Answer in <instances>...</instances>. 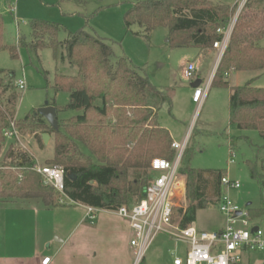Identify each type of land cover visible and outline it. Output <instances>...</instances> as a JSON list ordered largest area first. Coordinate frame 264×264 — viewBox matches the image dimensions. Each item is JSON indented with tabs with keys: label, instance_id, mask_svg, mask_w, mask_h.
Segmentation results:
<instances>
[{
	"label": "trees",
	"instance_id": "1",
	"mask_svg": "<svg viewBox=\"0 0 264 264\" xmlns=\"http://www.w3.org/2000/svg\"><path fill=\"white\" fill-rule=\"evenodd\" d=\"M236 8L237 4L212 0H139L125 12L124 23L128 28L139 26L145 36L164 27L172 47L193 46L208 51L221 39L218 30L234 18ZM29 26L32 41L21 45L34 50L63 48L65 56L61 59L66 57L76 68L75 74H57L55 79L57 89L69 92L68 102L56 106L57 113L72 110L75 114L58 119L56 129L36 110L17 119L19 94L13 73L0 68V150L5 143L3 132L11 121L20 134L36 129L48 133L53 155L45 163L62 168L63 189L59 192L44 184L32 170L33 157L9 144L2 155L0 151V200L39 199L44 206L53 207L66 199L104 210L136 203L155 176L150 169L152 159H172L174 154L170 133L158 120L159 109L165 104L171 107L172 91L152 84L128 58L116 57L108 43L83 27L59 41V23L33 18ZM1 33L0 16V51L5 48ZM263 39L264 0H247L234 19L210 83L230 89V124L239 130H255L262 138L264 87H254L251 82L231 86L227 75L234 71L264 72ZM9 53L16 57V48L10 47ZM34 135L42 145L40 135ZM189 159L185 149L179 173L185 177L187 205L174 208V218L181 227L192 224L198 209L218 202L222 195L223 171L193 168ZM248 166L251 177L264 185L255 166ZM261 167L264 169V162ZM249 213L264 214V208Z\"/></svg>",
	"mask_w": 264,
	"mask_h": 264
},
{
	"label": "rangeland",
	"instance_id": "2",
	"mask_svg": "<svg viewBox=\"0 0 264 264\" xmlns=\"http://www.w3.org/2000/svg\"><path fill=\"white\" fill-rule=\"evenodd\" d=\"M137 1L139 0H0L1 38L5 45L0 51V68L13 73V84L18 78L25 80V88L16 89L19 94L16 118L23 119L26 115H31L45 103L64 106L69 100V92L56 88V75L76 73V68L70 65L66 57L61 59V56H65L63 48L34 50L21 45L20 42L29 44L32 41L30 20L37 18L59 23V41L67 40L83 27L108 43L116 57L128 58L144 72L152 84L172 91L171 107L163 105L158 111V120L170 130L173 141L181 142L188 135L186 149L190 154L189 165L201 170H222L227 178L237 181L238 188L224 186L222 193L241 210L264 208V185L251 177L248 166V163L253 164L264 179V169L261 167L264 162V138L255 130H239L230 124L228 87L209 85L216 68L214 58L218 63V50L213 47L215 55L208 54L198 63L195 62V56L199 48L172 47L166 28H156L145 36L135 24L126 27L124 14ZM212 1L228 3L231 0ZM261 44H264V39ZM10 47L17 50L14 58L10 56ZM187 61H194L196 71L201 73L200 85L205 86L207 82L209 85L204 100L198 106L192 102L193 89L189 85V79L194 75L189 79L183 76ZM247 82H251L254 87H264V72L231 73L230 85L241 86ZM74 114L72 110L60 111L58 119ZM35 133L41 139L42 133L36 129L33 133H21L20 141L33 161L43 166L53 155L52 138L50 136L46 145L40 140L41 145ZM230 146L234 152L233 162H230ZM6 148L3 143L1 155ZM83 150L87 153L86 149ZM1 158L0 156V161ZM178 203L182 207L187 205L186 200H179ZM251 217L264 225L263 213ZM222 220L217 203L209 202L197 210L193 225L201 231H210ZM184 247L183 242L175 244L167 234L158 233L150 244L149 251L147 249L145 252L146 264H173L175 257H183ZM249 256L250 259L242 264H255L263 254L257 252Z\"/></svg>",
	"mask_w": 264,
	"mask_h": 264
},
{
	"label": "built area",
	"instance_id": "3",
	"mask_svg": "<svg viewBox=\"0 0 264 264\" xmlns=\"http://www.w3.org/2000/svg\"><path fill=\"white\" fill-rule=\"evenodd\" d=\"M246 1H238L231 23L226 28L218 30L222 37L213 44L218 50L217 62L228 43L234 19ZM194 72V63L188 61L183 76L189 79ZM14 85L16 89H24V78L16 79ZM209 85L207 82L205 86L198 85L193 88L192 101L196 106L204 100ZM3 136L5 148L12 144L24 149L20 141L21 134L14 121H11L4 130ZM187 143L188 135L181 142H172L171 147L174 151L172 159L160 157L152 159L150 169L155 176L147 186L143 197L130 206L122 205L114 210L118 216L127 221L132 231L130 246L133 249V264H140L158 233H165L175 242H185L188 245L185 256L175 257L173 264H242L250 259V254L257 252H261L263 257L255 264H264V225L255 222L248 210H241L223 193L217 205L218 211L224 218V226L221 230L201 231L193 224L181 227L178 218H174V208L182 207L178 203L179 200L185 201V179L179 173V168ZM233 158L234 152L230 148V162H233ZM32 170L41 176L44 184L54 187L59 192L62 191L61 167L41 166L34 162ZM221 186L238 188L239 183L224 175L221 178ZM96 210L87 207L86 216L90 219L95 218ZM48 262L49 258L43 260V264Z\"/></svg>",
	"mask_w": 264,
	"mask_h": 264
},
{
	"label": "crops",
	"instance_id": "4",
	"mask_svg": "<svg viewBox=\"0 0 264 264\" xmlns=\"http://www.w3.org/2000/svg\"><path fill=\"white\" fill-rule=\"evenodd\" d=\"M238 1L227 4L235 5ZM208 54L215 55L212 49H199L195 62ZM231 73L227 75L229 81ZM200 77L195 68L189 79L191 89V83L200 80L201 84ZM86 213L87 206L66 199L53 207L44 206L39 199L0 201V264H43L48 257L47 264H133L132 231L127 221L114 210L97 209L93 219ZM223 226L224 218L210 231L221 230ZM183 244L184 257L188 245ZM142 261L146 264V255Z\"/></svg>",
	"mask_w": 264,
	"mask_h": 264
},
{
	"label": "water",
	"instance_id": "5",
	"mask_svg": "<svg viewBox=\"0 0 264 264\" xmlns=\"http://www.w3.org/2000/svg\"><path fill=\"white\" fill-rule=\"evenodd\" d=\"M199 83H200V80L194 83H191V86L195 88L199 85ZM36 113L42 116L44 120L47 122V124L50 125L51 127L55 129L58 127V116H57L56 106L45 103L44 105L36 109ZM49 139H50V135L48 133H42L41 140L43 144H47ZM262 193L264 197V189ZM239 213L240 212H237V214ZM255 229L256 228H254V230Z\"/></svg>",
	"mask_w": 264,
	"mask_h": 264
}]
</instances>
